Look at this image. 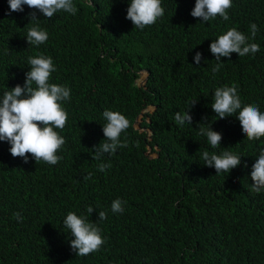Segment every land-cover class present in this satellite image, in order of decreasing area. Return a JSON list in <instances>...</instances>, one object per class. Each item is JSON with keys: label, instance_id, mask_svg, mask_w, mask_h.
Here are the masks:
<instances>
[{"label": "trees", "instance_id": "trees-1", "mask_svg": "<svg viewBox=\"0 0 264 264\" xmlns=\"http://www.w3.org/2000/svg\"><path fill=\"white\" fill-rule=\"evenodd\" d=\"M129 2L73 0L75 15L37 13L48 40L36 47L26 41L33 10L9 14L8 0H0V96L24 85L28 58L37 55L53 59L49 82L71 90L62 103L65 128L54 129L66 140L56 165L36 164L30 154L25 163L0 141V264H264V189L254 192L251 180L264 137L249 141L235 114L220 119L211 108L216 88L235 85L242 106L264 113V0H232L227 21L206 23L190 15L195 0H161L164 16L143 30L126 19ZM231 28L260 50L222 57L213 73L209 46ZM144 71L148 80L139 86ZM150 106L156 110L145 113L139 132ZM189 108L192 124L178 125L175 113ZM105 110L131 126L121 134L127 147L96 160ZM201 127L222 134L220 147L208 144ZM226 150L241 157L239 166L219 175L204 166V151ZM101 163L111 167L99 171ZM117 198L126 201L122 214L111 211ZM89 206L105 243L76 256L63 220L69 212L88 215Z\"/></svg>", "mask_w": 264, "mask_h": 264}, {"label": "clouds", "instance_id": "clouds-1", "mask_svg": "<svg viewBox=\"0 0 264 264\" xmlns=\"http://www.w3.org/2000/svg\"><path fill=\"white\" fill-rule=\"evenodd\" d=\"M8 5L9 14L23 12L25 5L33 10L29 14V18L34 22V25L29 28L26 41L29 45L36 47L48 40L47 31L39 25L40 19L37 13L44 18L51 19L60 11L72 15L78 11L73 0H8ZM231 7L232 0H195V6L190 15L199 18L204 23L214 20L218 16L227 21L229 19L228 10ZM163 16L164 8L161 6V0H130L126 19L130 20L135 28L143 30L146 26L155 24ZM250 31L254 38L258 31L255 23L250 25ZM209 48L218 62L212 69L213 73L222 67V57L230 58L233 53L240 57L248 54L254 55L260 50L258 44L250 43L249 37L236 28L229 29L225 34L213 40ZM193 59L195 64L199 65L202 53L196 52ZM28 64L30 71L25 73L24 85L17 84L0 96V141L7 142L10 145V154L14 158H22L25 163L29 162L30 154L36 164L43 161L49 165H56L62 159V156L57 153L65 145L66 140L54 129L63 130L65 128L68 114L62 107V103L70 100L71 90L66 86L49 82L51 73L56 71L51 57L30 56ZM144 73L149 75L146 71L142 72V75ZM146 78L148 80V77ZM146 82L139 84L138 81L137 84L144 86ZM190 108L184 114L175 113L174 119L178 125L192 124ZM211 108L220 119L235 114L244 136L249 141L264 137V113L254 104L242 106L235 85L216 88ZM145 110L153 113L156 108L150 106ZM144 111L139 117L141 120L144 118ZM103 117L106 120V124L103 125L104 140L99 145L93 146L92 150V158L96 160H100L104 154H114L118 148L127 147V141H121V134L131 126L129 119L120 112L105 110ZM136 130L143 132L141 127ZM148 133L150 135L151 132ZM199 134L207 137V142L213 149L220 147L222 140L220 132L212 130L211 127H201ZM150 151L152 150L150 149ZM202 159L204 166L215 169L216 175L229 173L230 170L241 164V157L227 150L219 155L204 151ZM110 167V163L98 165L99 171L102 172ZM90 178L91 174L85 176V180ZM251 180L253 191L262 192L264 189V150H261L252 165ZM251 180L248 179L249 183ZM125 203L126 201L119 198L115 199L111 204L112 213L122 214L125 211L123 207ZM94 210L89 206L86 210L88 215L84 216L69 212L63 220V226L69 230L70 236L73 237L70 240V247L76 256H87L97 252L105 243L101 229L88 219ZM14 216L18 220L22 219L20 213H14ZM106 218V211L98 212V220L103 221Z\"/></svg>", "mask_w": 264, "mask_h": 264}, {"label": "rangeland", "instance_id": "rangeland-1", "mask_svg": "<svg viewBox=\"0 0 264 264\" xmlns=\"http://www.w3.org/2000/svg\"><path fill=\"white\" fill-rule=\"evenodd\" d=\"M143 78H145L144 75H142V78L138 80V81H139V84H143ZM141 121H142V120L139 119V120H138V123L135 125V127H136L137 129H139V127H141ZM152 156H153V158H155L154 155H152Z\"/></svg>", "mask_w": 264, "mask_h": 264}, {"label": "water", "instance_id": "water-1", "mask_svg": "<svg viewBox=\"0 0 264 264\" xmlns=\"http://www.w3.org/2000/svg\"><path fill=\"white\" fill-rule=\"evenodd\" d=\"M144 76H145V78H143V84L146 82V80H147L146 77H148V74H147V73H144ZM146 112H147V110L144 111V113H146ZM139 119H141V118H139ZM139 119H138V120H139ZM137 123H138V121H137ZM137 123H136V124H137ZM150 135L152 136V133H150Z\"/></svg>", "mask_w": 264, "mask_h": 264}]
</instances>
